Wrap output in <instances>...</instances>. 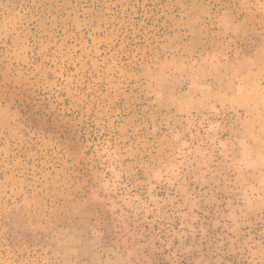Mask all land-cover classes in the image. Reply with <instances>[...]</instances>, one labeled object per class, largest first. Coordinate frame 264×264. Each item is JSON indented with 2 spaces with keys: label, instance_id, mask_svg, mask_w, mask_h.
Segmentation results:
<instances>
[{
  "label": "rangeland",
  "instance_id": "rangeland-1",
  "mask_svg": "<svg viewBox=\"0 0 264 264\" xmlns=\"http://www.w3.org/2000/svg\"><path fill=\"white\" fill-rule=\"evenodd\" d=\"M261 45L264 0H0V264H264V150L162 85Z\"/></svg>",
  "mask_w": 264,
  "mask_h": 264
},
{
  "label": "crops",
  "instance_id": "crops-1",
  "mask_svg": "<svg viewBox=\"0 0 264 264\" xmlns=\"http://www.w3.org/2000/svg\"><path fill=\"white\" fill-rule=\"evenodd\" d=\"M216 20L220 33L239 31L227 14L218 15ZM257 48L225 60L222 56L194 59L186 49L170 55L168 64H164L166 78L162 85L177 87L174 117L198 114L213 106L227 108L240 118V137H244L240 143L246 149L259 144L258 148L264 150V45ZM183 80L194 83L181 86Z\"/></svg>",
  "mask_w": 264,
  "mask_h": 264
}]
</instances>
